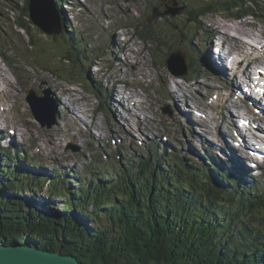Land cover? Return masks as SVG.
Listing matches in <instances>:
<instances>
[{"label": "rangeland", "instance_id": "374dc122", "mask_svg": "<svg viewBox=\"0 0 264 264\" xmlns=\"http://www.w3.org/2000/svg\"><path fill=\"white\" fill-rule=\"evenodd\" d=\"M176 1L177 6L173 0H61L59 3L55 0H36L37 14L43 16L42 21L46 19L43 30L35 26L31 18V0H0V90L9 91V94H0V120L6 123L1 124L4 126L0 125V136L4 139L0 143L4 147H11V139L12 158L14 148L21 151L26 149L24 152L29 159L23 153L18 156L20 159L14 157L21 164L22 168H18L20 172L30 170V174L48 177L59 171L61 176L73 178L68 180L79 191L80 187L88 186L89 180L105 175L107 169H113L116 156L122 155L125 158V165L122 167L126 170L138 157L137 150L143 154L142 151L146 149L143 147H148V143L152 142V147H159L162 152L166 149L162 142H168V152H162L168 159L176 153L185 155L196 169L197 166L210 168L216 163L223 172H232V175L226 171L223 173L226 180L230 179L234 183L245 181L248 188L264 189V160L259 161L261 169L257 172H263V175L251 178L250 174L242 175V171L234 169L236 164L241 167L238 161L223 154L226 149L221 147L226 144L221 136L230 133L231 126L236 125L235 120L240 119L239 107L245 106L239 103L243 97L228 80L232 78L233 71L228 72V77L216 71L217 63L222 66L221 57L228 64L232 63L227 55L229 52H234V56L240 60L242 55L239 52L245 50L243 47L247 45L249 38H255V42L264 39V0H254L253 3L247 0ZM64 3L67 6H63ZM156 7L164 15L155 17L149 23L147 19ZM171 8L179 12L176 15L165 14ZM48 12H52L57 30L61 29L60 34L56 33L57 30L53 31L52 17ZM234 24L245 27L251 36H239L233 32L240 42L231 45L230 42H225L216 28ZM147 30L151 31V35L141 36L146 35ZM32 36L36 40V49L32 45ZM115 36L119 41L126 40V50L114 48L112 41ZM119 41L117 43L122 47ZM242 42L246 44L243 47ZM73 44L77 48L72 50ZM62 49L72 51L71 55L69 53L71 62L64 60L65 56L62 55L65 52L61 53ZM115 51L118 60L114 57ZM178 51L185 55L184 66H181L178 56L171 59ZM247 51L253 58L251 63L247 65L244 62L240 66L238 63L239 69L234 74L247 69H252L253 72L258 67L257 58L262 60L261 66H264L263 48ZM210 53L215 54L214 59L212 58L213 66L208 59ZM126 54L132 55V59L127 58L130 63L126 62ZM134 59H138L135 68ZM168 61L176 65V73L170 70ZM86 69L89 70L88 77H85ZM2 76L11 81L12 88L7 89ZM42 77L52 81L50 86ZM55 85H59V88ZM30 89L34 90L41 101L52 100L54 117L45 112L47 105H43V109L39 108L34 96L29 95L43 113L45 122L57 121L53 128L43 126L42 121L34 119L26 100ZM122 89L129 94L130 101H118V91ZM171 89L177 90L175 100L168 96ZM55 91L65 92L61 94L60 100L55 97ZM231 92L233 98H229ZM65 94L72 95V99H80L89 112L81 114L76 110L80 114L70 113V110L78 108L71 104H68L69 110L65 106L60 107L59 102L66 97ZM138 97L137 102H145L146 108L143 110L141 103H138V107L132 105ZM234 97L239 102L234 101ZM190 105L194 107L192 112L199 109L194 105L203 108L209 120L197 121L208 122L215 133L208 134L203 130L198 133L200 128L190 126V122H195L190 114L192 112H187ZM166 108L171 110V117L164 114L168 113ZM232 112L235 114L234 118H230ZM186 115L188 117H184ZM165 136L168 137L167 140L163 139ZM231 136L234 134H230L228 139H232ZM119 138L126 148L112 141ZM216 138L220 140L218 148L212 142ZM228 139L225 142L230 144ZM108 152L111 157L105 154ZM131 157L134 158L127 159ZM94 161L100 162L94 165ZM2 162L0 159V166ZM15 166L18 165L11 164L9 168L18 172ZM21 175L18 177L23 180ZM34 178H28L24 193L18 198H26L30 201L28 203H32L34 199H37V203L52 201L55 205L51 206L54 212L66 214L67 211L62 208L65 201L47 195V187L42 192L45 197L30 193L36 186ZM4 187L7 189L5 184ZM8 193L9 197L16 199L13 191L9 190ZM88 208L89 211L93 210L92 206ZM77 220L90 226L88 219L82 214H78Z\"/></svg>", "mask_w": 264, "mask_h": 264}, {"label": "trees", "instance_id": "16d2710c", "mask_svg": "<svg viewBox=\"0 0 264 264\" xmlns=\"http://www.w3.org/2000/svg\"><path fill=\"white\" fill-rule=\"evenodd\" d=\"M60 51L71 62L72 51ZM157 150L152 143L143 154L137 150L126 170L125 158L116 156L113 169L78 191L68 180L73 178L58 172L11 171L9 165L21 164L0 146V245L29 242L84 264H264V189L226 180L215 165L196 169L184 156L168 159ZM30 176L37 186L30 193L43 196L47 187V195L65 201L66 214L54 212L52 201L18 198Z\"/></svg>", "mask_w": 264, "mask_h": 264}, {"label": "bare ground", "instance_id": "6f19581e", "mask_svg": "<svg viewBox=\"0 0 264 264\" xmlns=\"http://www.w3.org/2000/svg\"><path fill=\"white\" fill-rule=\"evenodd\" d=\"M11 5V4H10ZM66 5H67V3H66ZM63 6H65V5H63ZM35 7V6H34ZM75 10V9H74ZM52 12H48V15H50L52 18H51V24L53 25V28L55 27V22H54V17L52 16V14H51ZM24 14V13H23ZM108 14V13H107ZM109 15V14H108ZM39 17L41 18V25H43V23L45 24V18H44V20L42 21V17L43 16H40L39 15ZM106 18V17H105ZM220 26H224V27H220ZM220 26H218L217 28H216V30L217 31H219V33H221V35H222V37H223V39L225 40V42H230V44L231 45H233V44H237L238 42H240L239 40L240 39H237L238 38V36H236V35H234L233 34V32L234 33H237L239 36H242V35H245V36H251L250 35V32L249 31H247L246 29H245V27H243V26H240V25H238L239 27H240V31L238 32V26L237 25H229V26H227V25H220ZM225 26H227V27H225ZM24 27V26H23ZM57 27V26H56ZM247 28V27H246ZM214 29H215V27H214ZM226 30V31H225ZM56 35V34H55ZM264 35V34H263ZM243 38V37H242ZM250 39V38H249ZM261 39V38H260ZM259 39V40H260ZM117 41H119L118 39H117V36H115L114 37V40L112 41V45L114 46V48L115 47H117V49H120V50H122L123 48L125 49V48H127L126 47V44H127V42H126V40H121V41H119L120 43H122V47H119V44L117 43ZM24 44V43H23ZM27 45V44H26ZM107 45V44H106ZM242 46L241 47H243L244 45H246L245 43H243L242 42V44H241ZM225 46V45H224ZM20 48H21V46H20ZM25 48V47H24ZM77 48V47H76ZM233 49H235L234 47H233ZM126 50V49H125ZM129 50L131 51H133V48H130L129 47ZM242 50V49H241ZM259 50V49H258ZM250 51V50H249ZM229 52V51H228ZM235 52H236V50H235ZM253 52V51H252ZM261 52V51H260ZM264 52V51H263ZM220 53V52H219ZM239 53H241V58H240V60L239 59H237L235 56H234V52H229L227 55L229 56V57H231L232 58V61H233V64H232V69H230V66H231V64H228L227 63V61L223 58V57H221L220 58V62H222V66H220V64L219 63H217V66H218V69H216V71L217 72H219V74H221L222 76H224V77H228L227 76V74H228V72H231V71H233V75H232V78L231 79H228L230 82H231V86H233V87H237V86H240L239 88H238V90L240 91V92H244V90L241 88V84H242V82H246V84L248 83L249 85H253L254 84V79L253 78H250L249 80H247V81H245L246 79H244L243 80V78L245 77L244 75H247V73L248 74H251L252 73V69H247V71L244 73V74H234L239 68L237 67L238 66V63H239V66L242 64V63H244V62H246V64L248 65V63H251V60L253 59H251V55L250 54H248V51H247V49H245V50H242L241 52H239ZM239 53H237V54H239ZM250 53V52H249ZM258 54V53H257ZM210 56L208 57V59H209V62H210V64H212L213 62V60H212V58L214 59V56H215V54H213V53H210L209 54ZM262 55V54H261ZM132 55H128V54H126V62L127 63H130L131 61L128 59L127 60V58H129V57H131ZM257 56V55H256ZM114 57L118 60V58H117V52L115 51V55H114ZM211 57V58H210ZM258 57V56H257ZM264 57V56H263ZM59 58V57H58ZM262 58V57H261ZM131 59H132V57H131ZM223 60V61H222ZM255 60V59H254ZM134 61H135V64H133V67L135 68V66L137 65V62H138V59H134ZM253 63V62H252ZM255 63V62H254ZM96 64V63H95ZM12 66V65H11ZM212 66H213V64H212ZM250 66V65H249ZM253 67V66H252ZM15 68V67H14ZM254 68V67H253ZM230 69V70H229ZM229 70V71H228ZM255 70V69H254ZM259 69H256L255 71H258ZM240 71V70H239ZM244 71V70H243ZM242 71V72H243ZM241 72V73H242ZM258 72H260V71H258ZM158 73V72H157ZM218 74V75H219ZM226 74V75H225ZM217 76V75H216ZM255 76H258V74H255ZM85 77H86V75H85ZM43 78V77H42ZM163 78H164V80L166 79L167 80V78H165V76H163ZM214 78V77H213ZM215 78H217L218 79V77H215ZM2 79L4 80V83L7 85V89H9V88H12L13 87V84L11 83V81L10 80H8L7 79V77H4V76H2ZM41 79V78H40ZM220 79V78H219ZM218 79V80H219ZM224 79V78H223ZM227 79V78H226ZM43 80H45L46 81V83L50 86V84L52 83V81H49L48 79H46L45 77L43 78ZM243 80V81H242ZM227 81V80H226ZM228 81V82H229ZM59 82V81H58ZM228 82H226V83H228ZM230 82L228 83L229 85H230ZM54 83V82H53ZM112 83V82H111ZM65 85V84H64ZM228 85V86H229ZM157 86V85H156ZM221 86H223V85H221ZM55 87L56 88H59V85H55ZM102 87V86H101ZM103 90V89H102ZM172 90V89H171ZM179 90V89H178ZM104 91V90H103ZM220 91V90H219ZM56 92V91H55ZM69 92V91H68ZM68 92H66V93H68ZM121 94H122V101L125 103V101H130V96H128L129 94L126 92V91H119ZM176 92H177V90H172V91H169L168 93H169V97L171 98V99H176L177 98V95H176ZM33 93H34V90L33 89H30L29 90V94H28V96H27V98H26V100H27V103L30 105V110H31V112H32V115H33V117H34V119L37 121V119H36V117L34 116V109H33V107L35 106V100H31V97H29V95H33ZM63 93H65V92H63ZM62 93V91H59V92H56V95H55V97H58V99L60 100V96H61V94H63ZM220 93V92H219ZM0 94H9V91H7V90H5V92L4 91H1L0 90ZM85 95V94H84ZM229 95V94H228ZM244 95L245 96H247V91H245L244 92ZM65 98L63 99V100H61L60 102H59V104H61V106L60 107H62V106H65V107H67L68 108V110H69V105L68 104H71V106L73 105H76V106H78V108H75L73 111H71L70 110V113L72 112V113H78V112H75L76 110L77 111H79V112H82L81 114H87L89 111H88V109H87V106L85 105V108L83 107V104H82V102L80 101V99H72V95H67V94H65ZM42 97H44V96H42ZM134 97V96H133ZM93 98V97H92ZM228 98V97H227ZM229 98H230V96H229ZM231 98H233V92H232V96H231ZM240 98V97H239ZM246 98H248V97H246ZM57 99V98H56ZM194 99V98H193ZM226 100V99H225ZM134 101V100H133ZM167 101V100H166ZM186 101V100H185ZM191 101H193L192 99H191ZM217 101V100H216ZM223 101V100H222ZM234 101H236V100H234ZM241 103H244V102H246V100H245V98L243 97V99H241ZM219 102V101H218ZM229 102H231V101H229ZM233 102V101H232ZM231 102V103H232ZM37 104H39V107H41V108H43V105L45 106V105H47V108H46V110H45V112H48V113H50L53 117H54V108H53V105H52V100H43V101H38V102H36ZM129 103H131L132 104V102H129ZM138 103H141L142 104V110L143 109H145L146 107L144 106V103L145 102H137L136 103V105H134V107H138L139 106V104ZM220 103V102H219ZM186 104V103H185ZM218 104V103H217ZM224 104V103H223ZM228 105V104H227ZM237 105H239V104H237ZM90 106V105H89ZM196 108H199V107H197L196 105H194ZM32 107V108H31ZM140 107H141V105H140ZM228 107V106H227ZM66 108V109H67ZM128 107H126V109H127ZM130 108V107H129ZM188 108H190V109H187V112L189 111V112H192L191 111V109L192 108H194L193 107V105H190V107H188ZM141 109H139V110H141ZM166 109H168V113H166V112H164V114H168L169 115V117H171L172 116V112H171V110L169 109V108H166ZM222 109V108H221ZM17 110V109H16ZM19 110V109H18ZM130 112H131V110H129ZM135 111V110H134ZM227 111V110H226ZM66 112V111H65ZM234 112H232L231 113V117L230 118H234L235 117V114H233ZM78 114H80V113H78ZM145 114V113H144ZM221 116V115H220ZM25 117V116H24ZM77 117V116H76ZM184 117H188V115H186V116H184ZM223 117H224V115H223ZM83 118V117H82ZM226 118V117H225ZM238 118H240V119H238V121L240 122V125H244L245 126V122L243 121V119L241 118V117H238ZM26 119V118H25ZM146 119H147V117H146ZM220 119V118H219ZM209 120V119H208ZM26 121V120H25ZM151 121V120H150ZM227 121V120H226ZM7 122V121H6ZM28 122V121H27ZM218 122V121H217ZM228 122V121H227ZM149 123V122H148ZM208 123V122H207ZM207 123H205V122H199V121H195L193 124L191 123V127L193 128V127H197L198 129L200 128V130H203L204 132H206V133H208V134H212V133H215L214 132V128H212L211 126H210V124H207ZM1 124H6V123H4L2 120H0V125ZM177 124H179V122H177ZM69 125V124H68ZM214 125H216V121H215V124ZM1 126H4V125H1ZM54 126H56V125H53L52 126V128L54 127ZM235 126V125H234ZM75 127V126H74ZM93 129V128H92ZM225 131V130H224ZM237 133V137L235 138L234 136H235V134H234V136H231L230 138H232V139H228V141H230L231 143L229 144V143H227V142H225L224 140V143L226 144V146H225V149H226V152L228 151V155H225V152L223 153L224 154V156L225 157H230V159L232 158L233 159V161H239L240 160V162L238 163V165L239 164H241L242 162H243V164H244V167H247V165H248V168H251V167H255V166H258V162L255 160V158H254V155L252 154V152L250 151V152H248V151H246L245 152V156H244V158H243V150H245L246 149V145H248V138H252V139H257L255 136H253V135H251V136H247L248 135V132H245V131H243V132H240V131H237L236 132ZM133 134V133H132ZM105 137V136H104ZM211 140V139H210ZM218 138H216V140H214L216 143V148H218V146H220L218 143ZM234 142H233V141ZM259 140L260 139H258V142H259ZM214 141H212V142H214ZM220 141V140H219ZM235 145V147L233 148V144ZM228 144V145H227ZM218 145V146H217ZM222 145V144H221ZM215 146V145H214ZM143 148H147V147H143ZM214 148V147H213ZM174 149V148H173ZM251 148H249V150H250ZM18 150H20V149H18ZM26 150V149H25ZM24 150V151H25ZM214 150V149H213ZM216 151V150H215ZM20 152H22V151H19V153ZM177 154V153H176ZM179 155H181V154H179ZM182 156V155H181ZM184 157H186L185 155H183ZM211 160V159H210ZM19 161H21V160H19ZM225 161V160H224ZM191 162V161H190ZM152 163V162H151ZM217 163H219V162H217ZM224 163V162H223ZM223 163H221V164H223ZM207 164V163H206ZM250 164V165H249ZM209 166V165H208ZM212 166V165H211ZM236 166H237V164H236ZM207 167V166H206ZM222 167V166H221ZM209 168V167H208ZM213 168V167H212ZM133 169V168H132ZM214 169H216V168H214ZM234 169H235V167H234ZM19 170V169H18ZM211 170H213V169H211ZM217 170V169H216ZM23 172H26L25 170H22ZM226 171V170H225ZM224 171V172H225ZM217 172V171H216ZM227 173H229L230 175H232V172L230 171V170H228V171H226ZM222 173V172H221ZM19 178V177H18ZM227 178V177H226ZM244 183L247 185V182H245L244 181ZM248 186V185H247ZM239 197V196H238ZM264 200V199H263Z\"/></svg>", "mask_w": 264, "mask_h": 264}, {"label": "water", "instance_id": "95a60500", "mask_svg": "<svg viewBox=\"0 0 264 264\" xmlns=\"http://www.w3.org/2000/svg\"><path fill=\"white\" fill-rule=\"evenodd\" d=\"M173 2H174V5L177 6V1L173 0ZM37 6H38V2H36V0H31V4H30L31 18L36 24V26L41 27L44 30L43 25H41L40 23L41 18L37 14ZM178 12H179L178 10L171 8L168 12H165V14L176 15ZM161 15H164V14H161L158 8H155L153 11V15L149 18V21ZM57 24L60 26L59 21ZM56 30H57V27L55 24L53 31H56ZM60 32H61V29H58L56 31L57 34H60ZM177 56L180 58L181 66H184L185 65V55L182 52L178 51L171 56V59H175V57ZM168 66L171 71L175 72L176 70L175 64H173L171 61H168ZM48 95H49V92H48ZM33 96L37 102L40 101V98L38 96H35L34 93H33ZM37 105L39 107V104ZM33 109H34V112H33L34 116L36 117L38 122L42 121L43 126L52 128V126L57 123L56 120H54L53 122H45L43 113L36 106L33 107ZM0 264H84V263H81L78 260V258L74 255H66V254H62L61 252H51V251H48V250H45L39 247L32 246L29 242H27L24 245H16V246L0 245Z\"/></svg>", "mask_w": 264, "mask_h": 264}]
</instances>
